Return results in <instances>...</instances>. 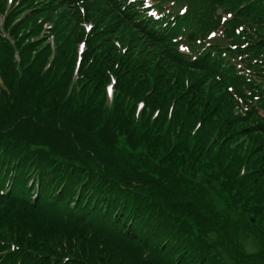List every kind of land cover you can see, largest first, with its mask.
Instances as JSON below:
<instances>
[{"label": "trees", "instance_id": "16d2710c", "mask_svg": "<svg viewBox=\"0 0 264 264\" xmlns=\"http://www.w3.org/2000/svg\"><path fill=\"white\" fill-rule=\"evenodd\" d=\"M148 1L0 0V264H264V0Z\"/></svg>", "mask_w": 264, "mask_h": 264}, {"label": "rangeland", "instance_id": "374dc122", "mask_svg": "<svg viewBox=\"0 0 264 264\" xmlns=\"http://www.w3.org/2000/svg\"><path fill=\"white\" fill-rule=\"evenodd\" d=\"M2 19L3 18H1V20ZM86 27H87V31H89L90 28L92 27L91 23L87 24ZM52 40L53 39L51 38V42H52ZM83 44H84V42L81 41V45H80V48H79V53H80L81 46ZM79 63H80V59L78 61V65H79ZM108 93H109L110 98H112L113 97V93H114V91H113V83L108 86ZM216 202L218 204H222L223 203V200L221 198H217ZM252 222H255V220L252 219ZM240 242H241V245H242L243 249L246 252H248V253L258 252L260 250V248H261V242H260V240H258L253 235H249L247 237L246 236H241L240 237Z\"/></svg>", "mask_w": 264, "mask_h": 264}, {"label": "snow or ice", "instance_id": "6c2138e0", "mask_svg": "<svg viewBox=\"0 0 264 264\" xmlns=\"http://www.w3.org/2000/svg\"><path fill=\"white\" fill-rule=\"evenodd\" d=\"M186 11V9H181V12ZM151 15H155V13H151ZM215 35V34H213Z\"/></svg>", "mask_w": 264, "mask_h": 264}]
</instances>
